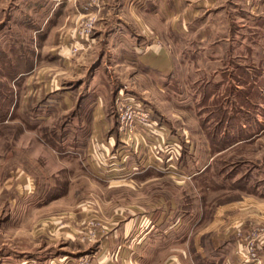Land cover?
Wrapping results in <instances>:
<instances>
[{
    "label": "rangeland",
    "instance_id": "obj_1",
    "mask_svg": "<svg viewBox=\"0 0 264 264\" xmlns=\"http://www.w3.org/2000/svg\"><path fill=\"white\" fill-rule=\"evenodd\" d=\"M146 3L0 0V251L26 246L31 257L40 247V264H97L103 210L124 208L125 218L142 216L141 227L156 221L162 242L163 231L177 232L166 241L189 254L186 264H220V250L234 258V244L244 240L210 238L216 209L243 202L239 217L264 215V134L238 146L211 137L218 130L236 138L242 124L264 128V0H155L148 40L133 26ZM148 41L155 45L147 48ZM148 51L156 59L143 58ZM251 90L263 101L234 126L228 118ZM129 105L149 121L132 141L118 117ZM100 118L106 125L93 128ZM93 131L101 136L87 153L83 142ZM18 177L32 180L45 201L54 196L47 186H59L65 203L30 213L33 204L27 209L18 200ZM39 215L54 217L55 228L35 224ZM219 224L216 234L229 229L228 221ZM59 228L66 239L53 245L49 237Z\"/></svg>",
    "mask_w": 264,
    "mask_h": 264
},
{
    "label": "crops",
    "instance_id": "obj_2",
    "mask_svg": "<svg viewBox=\"0 0 264 264\" xmlns=\"http://www.w3.org/2000/svg\"><path fill=\"white\" fill-rule=\"evenodd\" d=\"M146 2H147L146 6H144V9L142 11L143 14L145 15L143 17V21H140L139 18H134V21H135L134 23L136 25L134 24L133 26L134 27L136 26V29L138 31L143 32L145 34L146 40H148L151 38V33L154 32L156 29L155 27H153V25L149 21H147V18L151 17L152 11L154 10V6H156V4H155V0H146ZM138 8L139 7L137 6L133 8L134 10H133V13L131 14L133 15V17H135L136 14L138 13V10H139ZM159 8H160V5H159ZM162 9H163L162 11H164V13L167 14L166 7L163 8L162 6ZM122 26L127 27L126 24H122ZM148 42H149L148 43L149 45L146 46L147 48H151L155 45L154 43L150 41ZM146 53L147 54L143 56V58L145 59L147 58L148 60L153 61L157 57L151 54L149 56L148 54L150 53V51ZM166 61L167 59H165L163 63H165ZM104 125H106V123L101 118L98 121H96L94 124L92 123L93 128L103 127ZM263 134H264V129L260 132V135H263ZM100 136H101V133L95 132V131L91 132L88 135L87 139L83 142L85 143V148H86L87 153H90L93 149H96L95 144L98 141ZM112 139L113 137L108 138V142L106 143L108 148H110L112 144L114 143ZM102 148L105 149V147H102ZM97 149L98 151H100L99 148ZM49 151H50L49 153L50 158H52V160L55 163H60L58 157L51 155L54 152L50 148H49ZM68 153L64 152L62 156L64 154L70 155ZM105 155H107V151H105ZM20 169H21V172L22 171L26 172V169L28 168L27 166L25 168L21 166ZM140 174L141 173L139 172L133 173V175H140ZM18 180L20 181L21 179L19 178ZM33 186H34L33 181L26 178L24 180H21L20 185L16 188V191L20 193L19 194L20 198L18 200L20 202V205L22 204L21 207H27V209H29V206L33 204L32 206L33 208L29 209L30 211L32 210L30 213H35V212L39 214L52 213L53 206L59 205L58 203H60L61 201L65 203L63 195L57 194L58 191L56 192L57 189H60L59 186H57L55 189H52L54 186L53 187L47 186L46 189L53 190V195H54L48 201H45V196H46L45 193L36 197L35 195L36 189H34ZM241 205H243V202H239V203L235 202V203H229V204L222 205L218 207V209H216L215 216H214V222H212L211 226L215 225V223H218V226H217L218 228L220 226L219 223H225L226 221H228L227 225L229 226V229L227 230V226L224 228H222L221 226L222 229L220 230L219 233L216 234L215 229L217 228H213V229L210 228L211 230L209 231L214 232V235L210 237L212 238V240H221V241L225 240L226 241L230 239L231 236L232 238L235 236V239L240 240V243H241V240H244L246 238H253V234L259 233V230H260L259 236L264 237V215L263 216H251L249 219L245 217H239V215L237 214V210L239 207H241ZM126 213H129L126 215L127 218H125L124 208H118L116 210H111L110 208H108L107 211L103 210V214H105V216H107L108 219L106 218V220L104 221L106 228L104 231V237L102 240V244L100 246L101 249L98 252V254L95 255L97 264H161L160 259L157 257L158 254L161 255L162 258L164 257L166 258L165 261L166 260L167 261L164 264H186V262L183 261V258L187 259L186 254L188 253L185 254L183 250H177L173 248L174 247L173 243L170 244L166 241V238L168 237V235L176 237L175 235H178L177 232L169 233L166 230L163 231L161 237H163L164 242H162V240H159L158 238H156L155 234L153 233V231L157 229L158 227V224L156 223V221L154 220L153 222L148 221V225L146 227H141V224H142L141 215L136 216L137 212L135 211H132V213L130 212H126ZM39 217L40 215L34 218L35 224L37 223L39 224V222L45 221L43 224L44 227L48 223L50 224L49 226L52 225L53 229L55 228L56 225L54 223L56 222L52 221L54 217L50 221H48L49 219L43 220V219H40ZM20 218H21L20 219V222H21L23 220V217L21 216ZM29 218L30 216L28 215L27 219L29 220ZM5 219H6L5 224H9L14 220V217L12 216V214H10L6 216ZM27 219H24V221L28 222ZM258 224L262 225L261 229L255 228V226ZM63 231H64L63 228H59L58 232L56 233L54 232V235L49 237V238H52L50 239V241L53 243V245H55V241L57 239L59 240L66 239L64 237L62 238L61 236V233H64ZM32 233H35V230H33ZM201 235H204V234L202 233ZM31 236H33V234ZM259 236L254 237V239H257V240L260 239V241L256 243L257 252L259 255L261 254V264H264V241ZM65 237H67L70 240L76 241V239H74V237L71 235L70 236L65 235ZM33 238H35V236H33ZM213 242H214V250H216L215 241ZM235 242L238 243L239 241H235ZM46 243L47 242L45 241V244ZM157 243H159V246L164 245L163 249L158 250ZM229 245H231V243H229ZM235 245L236 244H234V248H236V252L234 253V258H233V254L231 256L230 255L228 256L226 252L220 250V252H222L223 255H225V257L220 255V259L221 258L223 259L222 262H220V264H247V263L253 264V262L249 261V259L246 256L245 247L241 246L237 248ZM24 248H27V249H20L18 251L16 248L8 247L0 251V264H40L44 260L42 248L40 247L37 248L38 251L35 250L34 251L35 254L33 253L31 257H29L28 254L32 252L29 251L28 247L25 246ZM45 248L46 247H44V249ZM125 248L127 249V252H126L127 255H124L125 253L121 254L120 256L116 255L118 251H120L121 249L124 250ZM198 251L200 250L197 249V252ZM181 255H183V257H180ZM201 255H202L201 257L204 256L203 252ZM61 258H64V256L60 257V259ZM172 258H174V260ZM60 259L58 261H60ZM244 261L246 263H243Z\"/></svg>",
    "mask_w": 264,
    "mask_h": 264
},
{
    "label": "trees",
    "instance_id": "obj_3",
    "mask_svg": "<svg viewBox=\"0 0 264 264\" xmlns=\"http://www.w3.org/2000/svg\"><path fill=\"white\" fill-rule=\"evenodd\" d=\"M245 96H248L249 98L246 97L245 100L243 101L244 108H243V106L239 107V110L237 109L238 113H236L233 117L228 118L231 121L230 123H232V122L234 123L233 124L234 126H235V123L238 121V117H240V115L244 114V116L247 118V115L250 114L249 108L254 110L253 107H255V103L256 102L259 103V102L263 101L260 90H251V92L248 91L247 95H245ZM245 108L247 110H245ZM246 118H245V120H246ZM221 122H223L221 124H225L224 121H221ZM246 122H247V125H249V121H246ZM243 126H244L243 129H239V126L236 127L238 130V134H237L236 138L232 137L231 136L232 134H230V133L228 135H225V138H222L220 136V131L217 130L216 132H218V133L212 134V136H211L213 139L210 136H209V139L210 140L212 139L213 141L212 140L211 141L214 142V139L217 138L220 140L219 144L229 143L230 146L232 144L233 145L236 144V146H238V145H241L244 143L252 142V140L258 136L257 132H259V131L261 132L264 129L263 126H261L260 124L254 126V127H258V126L260 127L261 126L259 130L258 129L257 130L256 129L247 130L248 128H247L246 124H242V127ZM250 127H252V126H250Z\"/></svg>",
    "mask_w": 264,
    "mask_h": 264
},
{
    "label": "built area",
    "instance_id": "obj_4",
    "mask_svg": "<svg viewBox=\"0 0 264 264\" xmlns=\"http://www.w3.org/2000/svg\"><path fill=\"white\" fill-rule=\"evenodd\" d=\"M135 107L132 105H129L128 108L126 109L125 112L121 113L119 117V121L121 126L124 125V128H127L131 135H123V136H131V138H127L129 141L134 140V136L139 133V129L146 127L147 123L149 122L146 116V114H143L141 110L134 109ZM122 111V110H121ZM136 140L137 137L135 138ZM124 142V141H123ZM126 143V142H124ZM127 144V143H126ZM254 238H246L244 239V247H245V252L246 256L251 262H257L260 260L259 254L257 252V242L254 243Z\"/></svg>",
    "mask_w": 264,
    "mask_h": 264
}]
</instances>
